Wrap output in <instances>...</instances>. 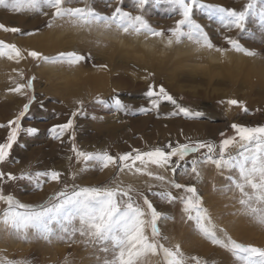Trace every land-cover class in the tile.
Here are the masks:
<instances>
[{"label": "snow or ice", "instance_id": "snow-or-ice-1", "mask_svg": "<svg viewBox=\"0 0 264 264\" xmlns=\"http://www.w3.org/2000/svg\"><path fill=\"white\" fill-rule=\"evenodd\" d=\"M156 3L169 5L177 14L178 18L171 26L159 27L150 22L145 15L149 0H136L133 10L125 9L123 0H113L108 5V13L97 11L88 0H83L82 6H73V0H0V7L14 13L27 12L46 17L45 30L67 27L78 33L97 31L134 40L143 37L145 47L155 50L159 44L163 53L188 43L195 46L196 52L220 53L222 63L231 62L230 51L248 57L261 56L260 51L246 46L230 34L223 35L226 46H217L205 26L196 18L195 10L204 11L209 19H218L229 33L233 30L244 32L251 16H258L260 23L264 24V0H247L242 9L206 3L205 0H156ZM0 30L28 37L43 34L40 28L25 32L21 27H9L3 23H0ZM120 42L123 43L122 40ZM104 46L107 47V44ZM0 57H7L17 64L30 59L35 66L51 64L68 67L80 66L87 59L77 50L46 54L36 48H24L4 40H0ZM93 66L102 71L109 70L107 63ZM13 71H18L20 80L25 82L12 78L15 86L10 87L8 92L18 94L27 102L6 124H0V128L8 130L6 140L0 143V202L6 205L0 210V226L4 230L14 232L17 238L26 241L31 238L43 239L48 243L83 244L100 253L96 256L97 264H151L150 258L154 256H161L163 264H189V260L194 264H207L199 257L186 258L179 243L166 246L162 242L167 237L162 234L160 222L174 217L158 210L146 194L151 193L168 204L180 202L187 219L194 221L197 231L213 245L231 252L240 264H264V247L240 242L226 228L216 224L210 210L204 206L203 196L199 194L196 184L181 183L177 175L178 170L184 168L186 175L200 179L201 165L205 164L230 173L235 170V177L229 175L228 184L221 190L238 191L241 206L238 212L264 227V123L249 126L233 122L230 127L235 134L228 136L220 132L223 139L219 144L188 137L186 142L169 139L165 144L147 150L131 147L115 154L108 149L88 151L76 143V119L86 114L85 100L76 98L73 103L77 107L71 111L68 119L53 124L49 129L53 139L63 143L67 137L71 153L67 159L81 166L71 171V179L75 181L93 169L100 172L114 169V175L103 184L81 185L66 183V173L56 168L33 171L29 165L16 174L5 171L3 167L12 157L13 146L17 144L21 132L33 136L40 129L22 127L21 123L32 105L38 102L35 90L37 77L33 74L25 80L23 69ZM144 72L143 79L151 83L144 93L148 104L138 109L140 113H156L159 118L162 102H170L176 107L174 111L165 113V118L183 116L196 119L204 115L178 102V97L163 83L157 84L154 72L147 68ZM93 99L99 105H108L110 100L117 110L130 111L118 94L108 99L97 94ZM220 103H226L229 109L237 107L245 113L249 111L247 102L242 99L230 98ZM190 156L191 165L188 168L185 165ZM69 167L72 168L71 163ZM125 174L147 177L158 183L154 185L145 180L146 189H139L125 182L122 178ZM17 181H28L36 190H43L45 184L51 182L63 183V188L42 203H25L15 194L5 192L8 182ZM155 188L160 190L156 191ZM7 264H31V261L9 260ZM65 264H70L67 257Z\"/></svg>", "mask_w": 264, "mask_h": 264}, {"label": "rangeland", "instance_id": "rangeland-1", "mask_svg": "<svg viewBox=\"0 0 264 264\" xmlns=\"http://www.w3.org/2000/svg\"><path fill=\"white\" fill-rule=\"evenodd\" d=\"M82 1L83 0H73V6L74 5L79 6V4H81ZM112 2L113 0H88V3H90L91 6L96 8L97 11L101 13H108L110 10L108 9L109 8L108 5ZM135 2L136 0H123V7L127 10H133V6ZM205 2L220 4L226 7H236L237 9H242L243 5L247 3V0H205ZM6 11H10V10H6L3 7H0V13H1L0 18L3 16L4 12L6 13ZM195 11H196V18L200 23H202L205 26V30L208 31L210 38L212 40L215 38V41L214 40L213 41L217 42L216 43L217 46H226L225 41L224 44L218 42L220 38L223 36V34L229 33L227 32L226 29H223L222 25L220 24V21L216 18L209 19L207 14L200 9H196ZM25 13L23 16L21 12L19 14H21V17L23 18L24 21L26 20V23H28V21L43 18V16L41 15L36 16L34 14H29L27 12ZM145 15L154 26H159V27L164 25L171 26L174 23V20L178 18L177 14L171 10V7L169 5L164 3L157 4L156 0H149V4L146 6L145 9ZM257 17L251 16L249 18L245 31L244 32L236 31L237 33L234 35V37L240 39L242 43L247 44L248 42L255 40V38L258 35H264V33H262L264 32V26H263L264 24H261L259 17L258 18ZM16 18L17 17L14 16L10 18V21L13 24H15L18 22V19ZM44 21H46V19ZM0 23H3L2 18L0 19ZM35 28H40L42 32L45 31V22L42 25H39L38 23V26L35 25L32 29H30L29 27H24L22 29L25 32H27ZM257 29L259 30L258 32ZM233 31L230 33H233ZM63 32L64 34H61V36H59L60 33H62L61 31L59 35L56 34L51 37L46 36L47 34H44L43 37L36 40L33 39L34 37H28L19 34H13V38L19 40V43L17 42L16 44L20 47L36 48L40 50H45L47 54H54L57 51H64V50L79 51L78 47L83 45H88L91 47V49L95 48V46L92 44V38L100 36L101 38L106 39L105 44H107V47L104 46L105 44H102L103 48L105 49H109V48L112 49V46L110 44L113 41H115L117 46H119L120 50L118 53L121 56H125V54H127L129 51L138 58L139 57L144 58L148 52L151 53L154 52L150 55L153 58V64L147 67L149 71L154 73L155 70H153V68L155 66H159V63L163 61V58L166 55L171 59H175L174 52L172 53L171 51H169L167 53H163L162 46L159 44H157L155 50L145 47L143 44V37H141L139 40H134L130 37H124V36L117 38L111 33H101L97 31H93L92 33H88L86 31L78 33L73 29L67 27L64 29ZM3 33H7V32L0 30V40L6 41V38L4 37ZM120 40H122L123 43H121ZM6 42L12 43L9 41ZM190 46L191 44L186 43L178 48H180L181 53L185 54L191 48ZM178 48H175V51ZM258 51H260L261 56L264 59V48H261ZM212 53H216V52H212ZM232 53L236 54V52H232V51L229 52L230 54L229 57L231 61L230 63H224V65H221L219 64L221 62L220 60L215 61L216 65L219 66H217V68H215L213 71L216 74L214 76L217 79H220L221 82L228 81L230 84L231 83H233L234 85L236 84L235 88L238 89L235 91L233 89L234 86L232 87L229 84L227 85L224 83L213 84V87H215V89H218L216 92L224 96L223 98L220 95L217 102L214 101L213 103V99H209V100L206 99L196 103L197 99L191 97L190 94H192V92L197 88L203 91L206 89L207 86H204L206 85L204 83H200V82L198 83L196 82L192 84L187 83L188 84L187 85L183 81H179L178 85L180 89L178 87L177 89H175L176 87L175 81H172L171 79L169 80L166 79L165 83H169L172 89H174L177 93H181V96L180 97L178 96V102L182 103L185 106L188 105V107H190L194 111H201L204 114L201 118L189 119L183 116L165 118L164 114L170 111H174L176 107L172 105L170 102H162V107H164L168 111H166L165 113H162L163 110L160 111L159 118L157 117L156 113H149L146 115L142 114L138 111V109L142 106H146L148 103V100L144 95L146 89H143V91L135 88L127 89L126 80H123L122 81L123 88H121L119 92L115 94H118L124 102H132L137 104V110L127 114L124 111L117 110L113 105H111V101L109 100V104L107 105L108 108L106 110H102L99 111V113H97L99 115V119H97L95 117V114H93L92 112L89 113H90V117L93 118V120L90 117H87V115H85V117L90 118L89 120L87 119V121L91 120L90 122L91 124L88 128L83 127L82 123L78 122L79 117H77L76 143L80 147H82V145H85L87 147V149L85 148V150L88 151L108 149L113 154L117 152L130 150L131 147L141 148L140 146L142 144L141 143L142 139H144L147 136H150L152 138L151 142H146L148 146L141 149L147 150L150 147L163 145L169 139L173 141L179 140L180 142H186V138L188 137L192 138L193 140L203 139L219 144L220 140L223 139V137L220 136V132L223 131L228 136L235 134L234 130L231 129L230 127V125L233 122L243 123L249 126H254L257 124L264 123V101H263L264 97H262L264 96V92L261 93L262 95L261 97L263 99H261L260 95L256 96V94H252L251 95L252 98H250V100H248L247 98L244 99L238 98L246 102L249 101L250 106H249V111L247 113L235 107L237 112L241 111L239 112L241 115H238L236 111L233 110L232 112H234L235 115L237 114L236 116H233L234 113L232 114L231 112L226 111L225 108H223V110L219 108V107L222 108L223 106L220 103V101H226L225 99H230V97H232L233 95L234 96H236V94L247 95L246 93H249L250 91L255 92V90H257L256 87L259 88V84L257 83L259 81L257 80L256 75L252 72L253 70L250 67L253 65L255 66V64L258 66H260L261 64L264 67V63L257 64L255 62L256 57H248L243 53H240L244 57H247L248 59V61L245 60L246 63H243V61H238L236 58L237 56L232 55ZM178 56L182 57L183 55L177 54L176 57ZM119 58L120 57H118L117 59ZM251 61L252 62L254 61L253 65L249 64L252 63ZM29 62L30 59L27 62H21L20 64H17L14 61L8 60L7 57H0V107L2 108L5 102L6 104L10 105V107L13 108L12 111L8 114V116H6V120H5L6 121L5 124H6L8 120L12 119L15 115L18 114V112L22 109L23 104L27 102L25 98L19 96L18 94L8 92V89L10 87L15 86L12 78H15L17 82H25L24 80H20L18 76V71H13V70L23 69L25 72V80L34 74L37 77L35 81V90L37 94V99L38 101L41 100V103H39L38 106L34 109L33 115L29 116L28 113V115L24 118V120H22L21 123H22V127H24V122H36L39 125H41L40 131L36 134L39 136L37 138L38 140L36 139V142L33 143L31 150L41 147L42 153L45 152V156L46 155L49 156L50 155L49 151H51L50 149L52 145L49 144V142L48 143L44 142L43 139V138L45 139L48 138L49 141L54 140L49 132V129L51 127H48V123L52 118L50 116L48 106L52 103L53 105L62 102L64 103L65 99H64V94L61 91V88L64 86V84H66V81L68 79L75 77L76 70L81 68H78L79 66L68 67V66L51 65V64L35 66L33 62H31V64H29ZM87 62L88 61L81 63L84 69H89V71H93L97 69L96 67L93 66L94 65L93 63L90 62L87 63ZM190 62L192 63V61H188V63ZM183 63L177 65H182ZM196 63L197 62H194L192 64H196ZM49 65L52 66V70H53L52 81L41 78V73ZM201 65H204L206 67L208 66L203 62L201 63ZM169 66L173 71L180 72L179 71L180 66L178 67L172 65ZM144 69L140 73L138 69L135 70L133 68L129 70L117 69L116 71L120 72L126 77H129L131 81H135V84H137L140 83L141 81H145L143 79L145 75ZM113 81H116V79H114ZM263 84H264V80H263ZM260 89L264 91V85H261ZM49 91L50 93L47 94V92ZM184 93L187 95H185ZM227 94L230 97H227ZM257 99L259 101H257ZM258 102L260 104H258ZM92 103L98 104L95 102L94 99L92 100ZM210 105L212 106V110L210 107H208ZM215 105L216 107H214ZM207 107L208 109H206ZM218 108H219L218 111L219 113H216L217 115H213L212 113L216 112V109ZM74 109L75 108H72L71 111H73ZM257 109H260V111H257ZM133 112H135V114H132ZM2 117H3V112L2 110H0V119ZM94 118H96L97 120H95ZM142 118L145 119H143V121L136 122V124L133 127V128H141V130L136 131L135 133L132 132L130 136L122 139L120 142L114 140L115 143L113 146L109 144V142H112L110 139L106 141V138L104 137L106 135H102L100 133L97 134L96 132L99 126L103 125L105 128L107 127L110 121H114L116 124H119V127L116 130L117 133L119 131H125L129 127L128 126L129 123L127 120L139 121ZM201 123H203L204 127L202 128L205 131V136L203 137L198 135L195 132V129L193 128L190 129L187 127L189 125L191 126L193 124H201ZM174 126H176V128H174ZM175 129L178 130L176 131ZM181 130L183 132H181ZM7 134H8V130L4 128V132L0 139V143L6 140ZM23 134L24 132H21L20 138L22 137ZM92 134L94 138L92 137ZM20 138L18 139L17 144L13 146L12 157L9 158L8 163H10L11 165L12 164L19 165L20 163V160L17 155V147ZM132 142L133 144L134 143L135 144L132 145ZM126 143L129 145V147H124L123 144ZM65 144L68 145V148H70V144L67 138L64 140L63 143L64 147H66ZM117 145H123L122 149L115 151L114 148ZM233 154H235V152H233ZM198 155L199 154H197V156ZM16 161H19V163H17ZM33 162H35V164L36 163L39 164V170L45 169L41 167V162L38 159H34ZM190 165H191V156L189 157L185 167L190 168ZM201 171H202V177L200 179H196L194 178V176L186 175L184 172V168H181L178 170V174H177L179 177V182L196 184L199 194L203 196L204 206L210 210L214 222L226 228L229 234L232 235L233 238L243 243H251L256 246L264 247V227H261L256 223L254 224V222L249 217L238 212V210L241 208V206L238 203V199L240 195L239 192L236 191L235 189H233L232 191L221 190L223 186L228 184L229 175H233L235 177L236 175L235 170H233L230 173L228 171H222L220 169H217L215 168V166L211 164H205V165H201ZM114 172H115L114 169H108L105 170L104 172H100L98 169H93L88 171V174L84 176V178H77L76 182H78L81 185L103 184L107 182L114 175ZM123 177L126 183H131L139 189H146L147 185L144 183L145 180H149V183H152L154 185L158 183L156 181L150 180L147 177H137V176H132L130 174H125ZM62 188H63V183L58 184L55 182H51V183H46L43 190H36L33 184L29 183L28 181H22L21 184L19 183V185L16 186L14 192L11 193L15 194L21 201L25 203H42L46 201L50 196H52L55 192L60 191ZM154 190L159 191L160 189L155 188ZM173 191L175 192V190ZM146 194L157 205L158 210L167 213L170 217H174V219L163 220L160 222L162 234L163 236L167 237L166 240L162 241L163 243H165L166 246H173L179 243L186 258L199 257L201 258V260L207 261V264H240V262L236 260V258L232 255L231 252L220 247L219 245H213L209 240H207L197 231V229L195 228L194 221H189L187 219V214L184 213L183 205L180 202H176L174 204H168L167 202L163 201L161 198L152 196L151 193H146ZM175 205L176 207H174ZM5 207L6 205L0 202V210H2ZM237 225H239V227ZM77 239H80V237L77 236ZM94 252L95 250L93 248H86L83 244H68L60 241H53L52 243H48L43 239H31V238L26 241L17 238L14 232L6 231L3 229L2 226H0V262H3V264H7V261L9 260H28L31 261V264H65L66 257L69 259L70 264H97L96 256H99L100 253L95 252L94 255ZM69 254H71V256H69ZM150 261L151 264H163L161 256L151 257ZM189 264H194V261L189 260Z\"/></svg>", "mask_w": 264, "mask_h": 264}, {"label": "bare ground", "instance_id": "bare-ground-1", "mask_svg": "<svg viewBox=\"0 0 264 264\" xmlns=\"http://www.w3.org/2000/svg\"><path fill=\"white\" fill-rule=\"evenodd\" d=\"M82 2H81V4H79V6H82ZM24 13L25 12H23V13L21 12L22 16L24 15ZM21 14L14 13V12H11V11H6V13L4 12L3 16L1 17L2 18V22L6 26H9V25L12 24L9 27H21V28L29 27L30 29H32L35 25L38 26V23H39V25L44 24V22H46L44 20L47 19L46 17H43V18H40V19L32 20V21H28L27 20L28 23H26V20L25 21L23 20V18L21 17ZM14 16H16L17 17L16 19H18V22L15 23V24H13L10 21V18H12ZM160 27H167V26L164 25V26H160ZM64 29L45 30V31H43L44 33L42 35H37L33 39L34 40L40 39L41 37H43L44 34H47L46 36H50V37L54 36L56 34L59 35L60 31L62 33H60L59 36H61V34H64V32H63ZM258 31L259 30L257 29V32ZM254 32H256V31H254ZM236 33H237L236 31H233V33H228V34L234 36ZM262 33H264V32H262ZM3 34H4V37L6 38V41H9V42H12V43H17V42L19 43V40L13 38V33H3ZM213 40L215 41V38ZM97 41H100L101 43L97 44ZM105 42H106V39H103L100 36L99 37H93L92 38V44L95 46V48L91 49V47L88 46V45H83V46H79L78 47L80 53L87 57V59L85 61H88V62L93 63V64L107 63L109 65V70L108 71H102V70H99L97 68V69H95L93 71H89V69H84L83 65H80L78 68H81V69H77L76 70L75 77L70 78L68 80L66 79L67 80L66 84H64V86L61 88V91L64 94V99H65L64 103L62 102V103H58V104H54V105L52 103V104H50L48 106L49 112H50V116L52 117L50 122L48 123V127H51L53 124H56V123H63V122H65L68 119V116H69V114L71 112V109L72 108H76V105L73 103V100L76 99V98H83L85 100V113H86L85 115H87V117H90V113L92 112L93 114H95V117L97 119H99V115L97 113H99V111L106 110L108 108V106L107 105H99V104L92 103L93 97H95L97 94H99L105 99H107V97L110 98L113 94L118 93L119 90L121 88H123L122 87V81L123 80H126V86H127L126 88L127 89L128 88H130V89H134L135 88V89H139V90H142V91H143V89L147 90L146 87H148V84L151 83L150 80L141 81L140 83L135 84V81H131L129 77L124 76L123 74H121L120 72H118L116 70L117 69L118 70H120V69L129 70V69L133 68L135 70L138 69L139 73H140V72H142V70L144 68H147V67H149V66H151L153 64V58L150 55L152 53H154V52H152V53L148 52L147 55L144 58L143 57H139L138 58V57L134 56L133 53H131L129 51H128L127 54L124 53L125 56H121L118 53L119 50H120L119 46H117L115 41H113L110 44L112 46V49L111 48H109V49L103 48L102 44H105ZM218 42L223 43V44L225 43L224 40H223V36L220 38V40ZM215 43H217V42H215ZM245 45L250 47V48H254L256 50L264 48V35H258L255 38V40H253L251 42H248ZM190 47L191 48L185 54L181 53L180 48H178L176 51H175V49L171 50L172 53L173 52L175 53V59H171V58H169L166 55L163 58V61H161L159 63V66H155L153 68V70H155V81H156V83H161V82L163 83L164 82L163 84L174 95H176L177 97L178 96L180 97L181 93H177L174 89H172L170 87L169 83H165L166 79L167 80L171 79L172 81H175V84H176L175 89H177V87L179 88V85H178L179 81H183L185 84H187V83L192 84V83H196V82L197 83L200 82V83L206 84L204 86H207V87H206V89L204 91L197 88L196 90H194L192 92V94H190L192 98H196L197 99V101L195 100L196 103L197 102H201V101L206 100V99H208V100L209 99H213V103H214V101L215 102L218 101V98H219V96L221 94H218L216 92L218 89H215V87H213V84H215V83H224L226 85L229 84L232 87L234 86L233 89L235 91L238 89V88H235L236 84L235 85L233 83L230 84L228 81L221 82L220 79H217L214 76L216 74L214 73L213 70L215 68H217V66H219V65H216L215 61H218V60L221 61V54L212 53V52H209V51L196 52L194 50V48H195L194 45H191ZM38 50H40V49H38ZM41 51H43V52H45L47 54V52L45 50H41ZM92 51H94V52H92ZM122 53H123V51H122ZM177 54H182L183 56L182 57H180V56L176 57ZM232 55L237 56L236 57L237 60L238 61H243V63H246V61H248L247 57H244L240 53H236V54L232 53ZM118 57H120V58L117 59ZM188 61H192V63H194V62H197V63L196 64H192L191 62L188 63ZM31 62L32 61L30 60L29 64H31ZM84 62H82V63H84ZM202 62L204 64H207L208 66L206 67L204 65H201ZM205 62H207V63H205ZM255 62L257 64L264 63V59L262 58V56H259V57L255 58ZM181 63H183V64L182 65H177V64H181ZM219 64L224 65V63H222V62H220ZM249 64L253 65L254 61L252 63H249ZM169 65L176 66V67L180 66V69H179L180 72L173 71L170 68ZM44 68H45V66H44ZM250 68L253 70L252 72L256 75L257 80L259 81V82H257L259 84V88L256 87L257 90H255V92L250 91L249 93H246L247 95H237L236 94V96L233 95L232 97H230L227 94V97H230V98H243V99L247 98L248 100H250V98H252L251 97L252 94H256V96L260 95V97L262 96L261 93H263L264 91L262 89H260V87H261V85H264L263 84L264 67L261 64H260V66L255 64V66L253 65ZM40 70H41V68H40ZM52 71H53L52 70V66H50V65L47 66L46 69H44V71L41 73V78L52 81L53 80ZM63 77H64V75H63ZM114 79H116V81H113ZM211 89H212V91H211ZM48 93H50V91L47 92V94ZM185 95H187V94H185ZM222 97L224 98V96H222ZM262 97H264V96H262ZM262 97H261V99H263ZM254 99H256V98H254ZM225 100H228V99H225ZM259 100H260V98H259ZM259 100L257 99V101H259ZM39 103H41V100L38 101V103H36V104H34L32 106V108H31V110L29 112V116L33 115L34 109L38 106ZM125 103L128 105V108L130 109V111L125 112V113L129 114L130 112L137 110V104L132 103V102H125ZM208 103H210V102H208ZM258 104H260V103L258 102ZM222 105H223L222 108L219 107L221 110H223V108H225L226 111H229L232 114L234 113V112H232L234 110V111H236V113L238 115H241L239 113L241 111L237 112L235 107H232L231 109H229V107H228V105L226 103H224ZM247 105H248V107L250 106L249 105V101L247 102ZM208 107H210L211 110H212V106L211 105L208 106ZM208 107L206 109H208ZM214 107H216V105ZM219 108L216 109V112H214L212 114L213 115H217L216 113H219L218 112ZM12 109L13 108L10 107V105H8V104H6L4 102L2 108L0 107V110H2V112H3V117L0 119V124H5L6 116H8V114L12 111ZM213 109H215V108H213ZM160 111H162V113H165L168 110L161 106ZM85 115L78 116L79 117V121L78 122L82 123L83 127L88 128L90 126V124H91L90 123L91 120L87 121V119L89 120L91 117L87 118V117H85ZM236 115L234 113L233 116H236ZM91 116H92V114H91ZM96 118H94V119L97 120ZM91 119L93 120V118H91ZM143 119H145V118H142L139 121L127 120L128 123H129L128 124V126H129L128 129L125 130V131H119L118 133L116 132V130L118 129L119 124H116L114 121H110L109 124L107 125V127H105V128H104L103 125L99 126L96 132H97V134L100 133L102 135H106V136H104L106 138V141L108 139H110L112 142H109V144L113 146L114 143H115L114 140H117L118 142H120L122 139L130 136L132 134V132L135 133L136 131L141 130V128H133V127L136 124V122L143 121ZM28 126H33V127H37L39 129H41V125H39L36 122H24V127H28ZM187 127L190 128V129L191 128L195 129V132L198 135H200L201 137L205 136V131L202 128V127H204L203 123H201V124H193V125H191V126L189 125ZM174 128H176V126H174ZM3 132H4V128H0V139H1L2 135H3ZM181 132H183V131H181ZM38 137H39L38 135L29 136V135L24 133L22 135V137L20 138V141H19V144H18V147H17V155H18V158L20 160L19 165L18 164H16V165L12 164L11 165L10 163L7 162L3 166L4 170L5 171H12L13 173L19 174L22 169H25L29 165H31L32 170L36 171V170H39V164H37V163L35 164V162H33V160L34 159H38L41 162V167L42 168H45V169L56 168L57 170H61V171L65 172L66 173V180H65L66 183L72 184L74 182V183L79 184L78 182H76V180L73 181L71 179V171L72 170H78L81 166L79 164H77L74 160L71 161V162L68 161L67 157L69 155H71V153L69 152L68 145L65 144L66 147H64L63 146L64 142L62 143L61 141L56 140V139H54L52 141H49L48 138L47 139L43 138L44 142H46V143L49 142V144L52 145V147L50 149L51 151H49L50 155L49 156L48 155L45 156V152L42 153L41 147H38L37 149H32L31 150L33 143L36 142V139ZM92 137H93V134H92ZM183 137H185V136H183ZM66 138L67 137H65V139ZM151 139L152 138L150 136H147L144 139H142V142H141L142 144H141L140 147L141 148H145L146 146H148V144L146 142H151ZM134 144L132 142V145H134ZM123 145H124V147H129V145L127 143L123 144ZM123 145L115 146L114 150L117 151V150L122 149ZM81 148H83L84 150H85V148L87 149V147L85 145H82ZM42 154L45 157H43ZM54 157H55V159H54ZM57 158H59V159H57ZM70 163L72 165V168L69 167ZM87 174H88V172L82 174L78 178H84V176H86ZM122 178L124 179V177H122ZM21 182L22 181L8 182L5 185V192H14L16 186L19 185V183L21 184ZM84 185H86V184H84ZM174 207H176V205ZM174 222H177V221H174ZM237 222H239V221H237ZM248 223H249V221H248ZM237 226L239 227V225H237ZM248 227H249V225H248ZM247 230H248V228H247ZM174 232H176V231H174Z\"/></svg>", "mask_w": 264, "mask_h": 264}]
</instances>
